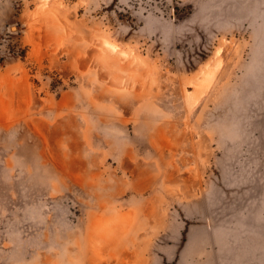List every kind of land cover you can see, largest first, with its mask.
I'll list each match as a JSON object with an SVG mask.
<instances>
[{
  "label": "rangeland",
  "instance_id": "rangeland-1",
  "mask_svg": "<svg viewBox=\"0 0 264 264\" xmlns=\"http://www.w3.org/2000/svg\"><path fill=\"white\" fill-rule=\"evenodd\" d=\"M0 264H264V0H0Z\"/></svg>",
  "mask_w": 264,
  "mask_h": 264
},
{
  "label": "bare ground",
  "instance_id": "bare-ground-1",
  "mask_svg": "<svg viewBox=\"0 0 264 264\" xmlns=\"http://www.w3.org/2000/svg\"><path fill=\"white\" fill-rule=\"evenodd\" d=\"M13 29H15V28L13 27ZM16 30H17V29H16ZM100 66H101V65H100ZM100 66H99V67H100ZM101 67L104 68V65L101 66ZM112 68H113V67H112V65L110 64V61L108 60V66L106 67V69H107V70H112ZM196 93H198V90H196ZM196 93H195V94H196Z\"/></svg>",
  "mask_w": 264,
  "mask_h": 264
}]
</instances>
